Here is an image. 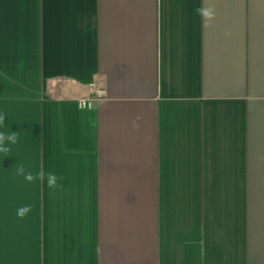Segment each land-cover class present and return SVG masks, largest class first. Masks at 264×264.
<instances>
[{
	"label": "crops",
	"instance_id": "0c3cea01",
	"mask_svg": "<svg viewBox=\"0 0 264 264\" xmlns=\"http://www.w3.org/2000/svg\"><path fill=\"white\" fill-rule=\"evenodd\" d=\"M0 113V264H264V0H0Z\"/></svg>",
	"mask_w": 264,
	"mask_h": 264
},
{
	"label": "clouds",
	"instance_id": "9594fccd",
	"mask_svg": "<svg viewBox=\"0 0 264 264\" xmlns=\"http://www.w3.org/2000/svg\"><path fill=\"white\" fill-rule=\"evenodd\" d=\"M5 120H6V114L5 113H0V127H3L5 124ZM17 143V136L15 133L12 134H6L4 132H0V153H7L9 152L10 145H13ZM24 170L23 168L20 169V173L23 174ZM25 179L27 181H32L34 179V177L31 174H28L25 176ZM57 180L58 178L55 176L54 173H49L48 177H47V182H48V186L51 187H55L57 184ZM30 208L29 207H22L20 209L17 210V215L21 218H23L26 214H28L30 212Z\"/></svg>",
	"mask_w": 264,
	"mask_h": 264
},
{
	"label": "built area",
	"instance_id": "2783aa9c",
	"mask_svg": "<svg viewBox=\"0 0 264 264\" xmlns=\"http://www.w3.org/2000/svg\"><path fill=\"white\" fill-rule=\"evenodd\" d=\"M90 90H91V93L96 95L97 97H104L105 96V92L103 90H100L96 87V85L94 84H91L90 85ZM88 102H89V99L87 100H82L80 102V105L82 108H85L88 106Z\"/></svg>",
	"mask_w": 264,
	"mask_h": 264
}]
</instances>
